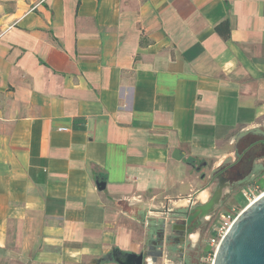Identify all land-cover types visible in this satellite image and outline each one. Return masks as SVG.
Masks as SVG:
<instances>
[{
    "label": "crops",
    "instance_id": "1",
    "mask_svg": "<svg viewBox=\"0 0 264 264\" xmlns=\"http://www.w3.org/2000/svg\"><path fill=\"white\" fill-rule=\"evenodd\" d=\"M263 129L264 0H17L0 11V264L137 253L158 203L229 192Z\"/></svg>",
    "mask_w": 264,
    "mask_h": 264
},
{
    "label": "rangeland",
    "instance_id": "2",
    "mask_svg": "<svg viewBox=\"0 0 264 264\" xmlns=\"http://www.w3.org/2000/svg\"><path fill=\"white\" fill-rule=\"evenodd\" d=\"M16 1L0 0V11L9 10ZM260 133L264 137V129ZM254 139H246L243 142L244 147ZM242 154L231 170L233 173L238 169L242 177L238 176L237 180L236 175L234 180L231 177L230 191L223 195L206 218H194L187 224L183 209L165 213L161 211V204H157L158 211L152 213L157 223V234L148 239L137 252L143 254V264H199L200 258L209 247L208 240L214 228H222L225 231L249 203L243 195V190L252 191L256 186L257 189L253 192L255 197L264 191V143H255ZM108 261L117 264L115 261Z\"/></svg>",
    "mask_w": 264,
    "mask_h": 264
},
{
    "label": "water",
    "instance_id": "3",
    "mask_svg": "<svg viewBox=\"0 0 264 264\" xmlns=\"http://www.w3.org/2000/svg\"><path fill=\"white\" fill-rule=\"evenodd\" d=\"M204 163L197 166L199 169ZM224 183L232 186L231 180ZM97 187L104 188L103 181L96 182ZM220 201V195H213L205 205L194 206L185 211L188 224L194 218H206ZM119 250H112L107 260L117 264H143V254L127 252L119 256ZM122 253V251H119ZM213 264H264V191L251 203L247 204L234 218L217 247Z\"/></svg>",
    "mask_w": 264,
    "mask_h": 264
},
{
    "label": "built area",
    "instance_id": "4",
    "mask_svg": "<svg viewBox=\"0 0 264 264\" xmlns=\"http://www.w3.org/2000/svg\"><path fill=\"white\" fill-rule=\"evenodd\" d=\"M61 130H65V128H61ZM256 189H257V187L255 186L254 188H252V191L250 189H244L243 190V195L249 203H251L254 199L257 198L253 194V192L256 191ZM227 229H225V231H223L222 228H214V231L208 240V246L209 247L205 251L204 255L200 258L199 264H213L214 263V257H215L217 247L219 245L220 240L222 239V237L226 233Z\"/></svg>",
    "mask_w": 264,
    "mask_h": 264
},
{
    "label": "flooded vegetation",
    "instance_id": "5",
    "mask_svg": "<svg viewBox=\"0 0 264 264\" xmlns=\"http://www.w3.org/2000/svg\"><path fill=\"white\" fill-rule=\"evenodd\" d=\"M262 143H264V138H263V140H262ZM234 166H236V163H235V165ZM234 166L233 167H231V169H230V171L228 172V180H231V177H232V180H234L233 179V177H235V175H236V180H237V178H238V176H240V177H242V174L238 171V169H235V171L232 173V171L231 170H233V168H234ZM184 212V211H183ZM115 253H117L119 256H124L127 252H115ZM126 256V255H125Z\"/></svg>",
    "mask_w": 264,
    "mask_h": 264
},
{
    "label": "bare ground",
    "instance_id": "6",
    "mask_svg": "<svg viewBox=\"0 0 264 264\" xmlns=\"http://www.w3.org/2000/svg\"><path fill=\"white\" fill-rule=\"evenodd\" d=\"M258 197V196H257Z\"/></svg>",
    "mask_w": 264,
    "mask_h": 264
}]
</instances>
